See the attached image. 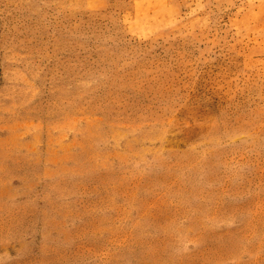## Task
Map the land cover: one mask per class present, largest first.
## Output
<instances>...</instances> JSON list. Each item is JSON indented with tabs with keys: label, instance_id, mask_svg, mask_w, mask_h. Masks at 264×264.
Here are the masks:
<instances>
[{
	"label": "rangeland",
	"instance_id": "obj_1",
	"mask_svg": "<svg viewBox=\"0 0 264 264\" xmlns=\"http://www.w3.org/2000/svg\"><path fill=\"white\" fill-rule=\"evenodd\" d=\"M0 264H264V0H0Z\"/></svg>",
	"mask_w": 264,
	"mask_h": 264
}]
</instances>
